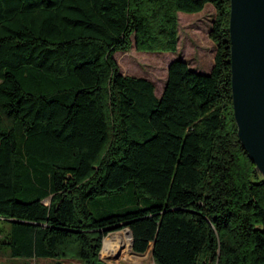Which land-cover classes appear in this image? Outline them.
<instances>
[{
    "label": "trees",
    "instance_id": "1",
    "mask_svg": "<svg viewBox=\"0 0 264 264\" xmlns=\"http://www.w3.org/2000/svg\"><path fill=\"white\" fill-rule=\"evenodd\" d=\"M215 8L209 72L163 91L115 53L175 51ZM231 0H0V240L15 264H264V175L234 115ZM129 227L153 262L101 258Z\"/></svg>",
    "mask_w": 264,
    "mask_h": 264
},
{
    "label": "water",
    "instance_id": "2",
    "mask_svg": "<svg viewBox=\"0 0 264 264\" xmlns=\"http://www.w3.org/2000/svg\"><path fill=\"white\" fill-rule=\"evenodd\" d=\"M230 35L238 134L264 175V0H231Z\"/></svg>",
    "mask_w": 264,
    "mask_h": 264
},
{
    "label": "rangeland",
    "instance_id": "3",
    "mask_svg": "<svg viewBox=\"0 0 264 264\" xmlns=\"http://www.w3.org/2000/svg\"><path fill=\"white\" fill-rule=\"evenodd\" d=\"M215 8L212 4L198 12L180 11L178 16V48L175 51L160 50H140L135 46L126 51H118L115 56L123 73L146 76L156 83V93L160 95L165 86L168 67L170 61L177 57H183L187 61L203 72H209L213 63L215 44L210 38L209 30L214 17ZM1 221V220H0ZM127 226L115 229L107 234L104 238L102 250L104 248L105 239L120 234V244L116 253L111 255H102L116 262H153V257L149 248L145 253H135L126 246V230ZM0 233V240L2 238ZM120 253L119 257H114ZM49 260H59L62 264H84L82 259L77 256H68L65 258H53ZM31 261L30 258L12 256L6 244L0 242V264H15Z\"/></svg>",
    "mask_w": 264,
    "mask_h": 264
},
{
    "label": "bare ground",
    "instance_id": "4",
    "mask_svg": "<svg viewBox=\"0 0 264 264\" xmlns=\"http://www.w3.org/2000/svg\"><path fill=\"white\" fill-rule=\"evenodd\" d=\"M105 240L106 241H105V244H104V248L102 250V255H106V254L111 255V254L116 253V251L118 249H120V247H119V244H120V241H121L120 234L111 236L110 238H107ZM125 240L127 241L126 242V246L127 247L130 246V248H131V246H132V232L129 229V227L126 230ZM118 254L120 256V253H118Z\"/></svg>",
    "mask_w": 264,
    "mask_h": 264
}]
</instances>
